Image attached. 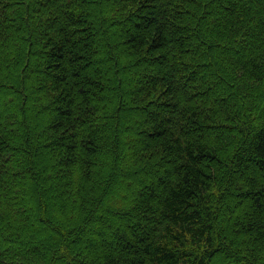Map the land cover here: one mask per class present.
<instances>
[{
    "label": "trees",
    "instance_id": "obj_1",
    "mask_svg": "<svg viewBox=\"0 0 264 264\" xmlns=\"http://www.w3.org/2000/svg\"><path fill=\"white\" fill-rule=\"evenodd\" d=\"M0 264H264V0H0Z\"/></svg>",
    "mask_w": 264,
    "mask_h": 264
},
{
    "label": "rangeland",
    "instance_id": "obj_2",
    "mask_svg": "<svg viewBox=\"0 0 264 264\" xmlns=\"http://www.w3.org/2000/svg\"><path fill=\"white\" fill-rule=\"evenodd\" d=\"M107 218V220H110V221H112V222H114V220L113 219H111V217H106ZM112 222H111V224H109V225H112ZM115 224L113 223V226H114ZM103 227H105V226H103V225H100L99 227H98V229H103ZM94 230L93 229H90V230H88V232H87V235L90 237V236H93L94 235Z\"/></svg>",
    "mask_w": 264,
    "mask_h": 264
}]
</instances>
